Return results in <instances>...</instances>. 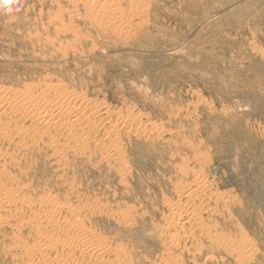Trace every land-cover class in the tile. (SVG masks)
Returning a JSON list of instances; mask_svg holds the SVG:
<instances>
[{"label": "rangeland", "instance_id": "1", "mask_svg": "<svg viewBox=\"0 0 264 264\" xmlns=\"http://www.w3.org/2000/svg\"><path fill=\"white\" fill-rule=\"evenodd\" d=\"M22 1L0 3V95L84 97L109 116L85 123L83 135L56 122L37 127L24 107L1 114L12 125L0 136V183L28 197L29 227L0 226V264H21L33 253L19 246L43 237L61 245L38 253L66 264H168L170 247L183 264H264V0ZM184 167L204 173L210 198H224L216 212L197 213L201 202L177 192L193 180L180 176ZM47 198L54 215L37 205ZM192 208L198 223L179 222L183 231L173 214ZM77 222L105 240L104 256L70 261L65 239L82 244ZM202 225L230 242L214 244ZM240 241L251 246L242 260Z\"/></svg>", "mask_w": 264, "mask_h": 264}, {"label": "bare ground", "instance_id": "2", "mask_svg": "<svg viewBox=\"0 0 264 264\" xmlns=\"http://www.w3.org/2000/svg\"><path fill=\"white\" fill-rule=\"evenodd\" d=\"M15 1H17V0H9V2L7 3L8 4V6H9V4H12V2H14V3H16L15 5H17L18 3L17 2H15ZM24 1V0H23ZM22 1V2H23ZM84 1V0H83ZM3 2V0H0V3H2ZM55 2L57 3L58 1H56L55 0ZM69 2H70V0H69ZM74 2V1H73ZM59 3V2H58ZM57 3V4H58ZM71 3H72V0H71ZM104 4H105V2H103ZM6 4V5H7ZM53 4V3H52ZM60 4V3H59ZM73 4H75V3H73ZM103 4V5H104ZM1 5H5V3H2ZM0 5V6H1ZM105 6V5H104ZM5 7V6H4ZM7 7V6H6ZM12 6H10V8H11ZM58 7H59V5H58ZM99 7V6H98ZM96 11V10H95ZM94 11V12H95ZM93 11L91 12V13H94ZM100 13V12H99ZM98 13H97V11H96V15H97ZM96 15H94V16H96ZM98 15H100V14H98ZM92 16H93V14H92ZM100 25V24H99ZM97 26H98V24H97ZM109 27H110V25H109ZM111 27H112V25H111ZM99 28H101V27H99ZM5 93V92H4ZM8 94V93H7ZM6 95V94H5ZM10 96V95H9ZM13 96V95H12ZM16 96V95H15ZM14 96V97H15ZM24 96V95H23ZM33 95H31V97L30 96H27V97H22V96H19V98H15V100H11L10 101V99H8L7 98V96H4L3 95V97L0 95V116H1V114H4V113H8L9 111H11L12 110V112H14V108L16 107V106H18V107H24V110H25V112L23 113L24 114V119L27 121L28 119H30L31 120V122H35V124L37 125V127H42V126H46V125H48V124H50L51 122H56V124H58V127H60V129H62V130H65L66 131V133H67V131H69L67 134H70L71 132H70V130H78L79 128L82 130V127L84 126V124L85 123H88V127H89V125H95V126H97L98 125V123L97 124H93L94 123V121L93 120H95L96 119V121H97V119H98V121H101L102 119H104V120H107L108 119V116H109V113L108 112H106L105 110H107V109H103V108H100L99 107V105H95V104H91V102H89V101H87V102H89V103H87V102H85V100H83V98L81 99V98H79V97H76L75 98V100L74 101H72V102H68L66 99V97H64V98H66V99H64V98H59L58 96V98H56V99H54V100H50L49 99V96H44V95H42L43 96V99L42 100H38L37 98H35V96L34 97H32ZM81 96V95H80ZM14 97H12V99L14 98ZM20 97H22V98H20ZM38 98H39V96H38ZM40 98H42V97H40ZM51 98V97H50ZM86 98V97H85ZM90 100V99H89ZM100 104V103H99ZM103 105V104H102ZM23 114H22V116H23ZM97 115H99V116H97ZM119 115V114H118ZM30 116H32L31 118H30ZM130 116H131V114H130ZM133 116H135L134 114H133ZM116 117H117V115H116ZM139 117V116H138ZM20 118H22V117H20ZM133 118V117H132ZM131 118V119H132ZM137 118V117H136ZM136 118H133L132 119V121L133 122H137V123H139L140 121H138ZM4 119V118H3ZM19 119V118H18ZM101 119V120H100ZM127 119V118H126ZM129 119V118H128ZM110 120V119H109ZM1 121V120H0ZM19 121H20V119H19ZM108 121V120H107ZM117 121V120H116ZM120 121H122V120H120ZM122 122H124V121H122ZM130 122V121H129ZM142 122V121H141ZM1 123V122H0ZM4 123V122H3ZM12 122H10V124H11ZM24 123V122H23ZM22 123V124H23ZM100 123V122H99ZM106 123H108V122H106ZM6 124V123H5ZM9 124V125H10ZM17 124H18V122H17ZM102 124V123H101ZM112 124V123H111ZM110 124V125H111ZM119 124V123H118ZM124 124V123H123ZM9 125L8 124H6V126L4 125V124H0V136L1 135H5V136H8V134L9 133H7L8 131V129H9ZM12 125V124H11ZM16 125V124H15ZM104 125H105V123H104ZM116 125H117V123H116ZM122 125V124H121ZM143 125V124H142ZM145 125V124H144ZM7 126H8V129H7ZM21 126V125H20ZM19 126V127H20ZM16 127V126H15ZM22 127H23V125H22ZM30 127V125L28 126V128ZM36 127V126H35ZM34 127V128H35ZM86 127V126H85ZM126 127V126H125ZM154 128H156L155 126H153ZM24 128V127H23ZM93 128V127H92ZM97 128V127H96ZM105 128V127H104ZM115 128H116V126H115ZM120 128V127H119ZM13 129H14V127H13ZM16 129V128H15ZM14 129V130H15ZM17 129H19L18 127H17ZM85 129V128H84ZM82 130L81 132H83L82 134L83 135H85V133H86V135H87V133L88 132H86L85 130ZM90 129V128H89ZM151 129H153V128H151ZM21 130H22V128H21ZM25 130V129H24ZM13 131V130H12ZM16 131V130H15ZM19 131V130H18ZM88 131V130H87ZM91 131V130H90ZM118 131V130H117ZM117 131H116V133H117ZM9 132H10V134H11V131L9 130ZM79 132H80V130H79ZM158 132V131H157ZM65 133V132H64ZM90 133V132H89ZM112 133V132H111ZM118 133H119V131H118ZM9 134V135H10ZM17 134V133H16ZM26 134H27V131H26ZM81 134V135H82ZM28 135V134H27ZM66 135V134H65ZM72 136H73V134H71ZM70 135V136H71ZM89 135V134H88ZM21 139H23V141H25L26 140V136H25V132H20V134L18 135ZM29 136V135H28ZM66 136H68V135H66ZM16 137H17V135H16ZM31 137V136H30ZM78 137V136H77ZM76 137V138H77ZM65 138H67V137H65ZM72 138H75V137H72ZM82 138V137H81ZM25 139V140H24ZM57 139V138H56ZM56 139H52L53 140V142H54V140L56 141ZM79 139V138H78ZM67 140H69V139H67ZM73 140V139H72ZM81 140V139H80ZM86 141V140H85ZM26 142V141H25ZM75 142V141H74ZM78 142V141H77ZM111 141H109V144H111L110 143ZM18 143V142H17ZM50 143H52V141L50 142ZM56 143H57V141H56ZM82 143V142H81ZM86 143V142H85ZM116 143V142H115ZM83 144V143H82ZM113 144H114V142H113ZM113 144H112V146L111 147H113ZM118 144V143H117ZM52 145V144H51ZM53 145L55 146V143H53ZM110 146V145H109ZM9 147V146H8ZM11 147V146H10ZM17 148H18V145L16 146ZM83 147H84V145H83ZM114 147H118V146H116V144H115V146ZM3 148V147H2ZM12 149H13V147H12ZM15 149V148H14ZM122 149V148H121ZM121 149L119 148V149H115V151H116V153L119 155V153H120V151H121ZM1 150V149H0ZM7 151H8V148H7ZM14 152V151H13ZM6 153V152H5ZM15 153V152H14ZM3 155H4V153H2ZM7 155V154H6ZM202 157V156H201ZM200 158V157H199ZM195 158V164L196 165H199L200 166V164L201 163H204V161H202L201 162V159L202 158ZM194 162V161H193ZM205 164V163H204ZM4 166V165H3ZM202 166V165H201ZM6 167H7V165H6ZM187 167V166H186ZM4 169V168H3ZM0 171H2V170H0ZM4 171H5V169H4ZM201 171V170H200ZM199 171V172H200ZM198 171L196 172V171H194V168L193 169H189V168H185L184 167V169H182L181 170V172H180V176L181 177H183V178H185V179H189V178H192L193 180H192V182L190 181L189 183H184V184H182V186L183 187H180L179 189H178V191L177 192H179V194H181V193H185V192H187V196H188V198H187V200H190V203H194V202H198V201H200L201 202V204H200V206H197V209L196 210H199L197 213H199L200 211H206V212H208V213H210V214H212V213H214V212H216V210H215V207L216 206H218L221 202H222V200L224 199V198H221L222 196H220V197H214L215 199H212V198H210V196H209V194H208V192H210L209 191V189H211V186L212 185H210L209 183H208V180H207V178L205 177V175H204V173L202 174V172H200L199 173ZM4 174H5V172H3ZM2 172L0 173L1 175L0 176H2V174H3ZM8 173V172H7ZM3 174V175H4ZM10 174H11V172H10ZM192 175V176H191ZM6 177V176H5ZM5 177H4V179H5ZM9 177V176H8ZM9 178H11V175H10V177ZM13 178V177H12ZM12 178H11V180H12ZM14 179V178H13ZM1 180V179H0ZM8 180V179H7ZM182 181V180H181ZM180 181V182H181ZM187 181V180H186ZM8 182V181H7ZM6 182V183H7ZM11 182H13V180L11 181ZM18 182V181H17ZM210 182V181H209ZM9 183V182H8ZM2 183H0V185H1ZM14 184H15V182H14ZM18 184H19V182H18ZM20 185V184H19ZM179 185H180V183H179ZM20 187V186H19ZM178 187V186H177ZM17 188V187H16ZM14 189L12 186H9V185H7V184H5L4 185V183H3V185H1L0 186V226L2 227V226H5V225H9V226H11V222H12V220H17V223H16V226H15V228H20V229H22V228H24V227H29L26 223L27 222H25L24 221V217H22L23 216V213H24V206L26 205L25 204V200L28 198H26L25 196V200L23 201V199L22 198H24V197H22V198H20V191L19 190H17V189ZM214 188V187H213ZM23 191H25V190H23ZM23 191L21 192V193H23ZM213 194H214V192H213ZM24 195H25V193H24ZM210 195L212 196V194L210 193ZM215 195V194H214ZM223 196H224V194H223ZM206 198H208V200L207 201H203V200H205ZM228 199V198H227ZM28 200V199H27ZM39 200V199H38ZM47 200H50V201H48L47 202ZM52 200V201H51ZM55 199H46V202H42V201H38V204L37 205H40L43 209H46V212H48L49 210H48V208L50 207V206H54V203H53V201H54ZM37 201V200H36ZM43 201H45V199L43 200ZM27 202H29V201H27ZM216 203L215 204V206L213 207V206H211V203ZM227 202V201H226ZM228 202H230V203H232L231 201H228ZM37 203V202H36ZM55 203H57L56 201H55ZM187 203H189V202H187ZM229 203V204H230ZM227 204V203H226ZM36 205V204H35ZM57 205V204H56ZM181 205H183V204H181ZM181 205H179V207L181 206ZM194 205H196V203L194 204ZM193 205V206H194ZM188 206V205H187ZM191 206V205H190ZM192 206V207H193ZM221 206H222V204H221ZM224 206H225V208H228L229 206L228 205H225V203H224ZM41 207H39V208H41ZM174 207V206H173ZM172 207V208H173ZM27 208V207H26ZM57 208H58V206H57ZM64 208V207H63ZM67 208V207H66ZM177 208H178V206H177ZM177 208H174V209H172L173 211H176V209ZM181 208V207H180ZM184 207H182V209H183ZM179 209V208H178ZM185 209H186V206H185ZM192 209H194V208H192ZM27 210V209H26ZM48 210V211H47ZM58 210H59V208H58ZM58 210H56L57 212H58ZM65 210V209H64ZM171 210V209H170ZM171 210V211H172ZM180 210V209H179ZM187 210H189V209H187ZM181 211V212H175L173 215H174V217H173V219L174 220H176L177 219V221H178V223L179 222H181V221H183V220H187V219H189V220H191V219H193V222H194V220H196L195 218V214L196 215H198L197 213H195L196 212V210L194 211V210H192V212L191 213H188L189 211ZM40 211V210H39ZM50 211H51V207H50ZM67 211H70L69 210V208H68V210ZM27 212V211H26ZM45 212V211H44ZM54 212V211H53ZM61 212H62V210H61ZM205 212V213H206ZM42 213H43V211H42ZM51 213V215H54L53 213H52V211L50 212ZM68 213V212H67ZM66 213V214H67ZM45 215H46V213H44ZM43 214V215H44ZM57 213H55V215H56ZM59 214V213H58ZM202 214V213H201ZM209 215V214H208ZM47 216H49V215H47ZM199 216H201V215H199ZM26 217V216H25ZM46 217V216H45ZM50 217V216H49ZM48 218V217H47ZM79 218V217H78ZM77 218V220H80V219H78ZM75 219V218H74ZM170 219V218H169ZM26 220V219H25ZM83 220V219H82ZM82 220H81V222H82ZM188 220V221H189ZM200 220V219H199ZM208 221H209V219H207ZM169 221V220H168ZM170 221H171V219H170ZM187 221V222H188ZM197 221V220H196ZM195 221V222H196ZM74 222H75V220H74ZM194 222V223H195ZM29 223V222H28ZM78 224H76L77 225V227H78V229H77V232L80 234V239L82 240L81 242H82V244L79 246L77 243H74L73 241H72V238H71V236L69 235V236H67L68 238H66L65 239V241L67 242V243H65V244H68L69 245V247H70V252H71V256H69V255H67V256H69V258L70 257H73V256H77V255H79V254H82V255H87V253L89 254V255H87L88 257L90 256L91 258H90V260L89 261H91V259L92 258H97L98 257V255H103L104 256V252H103V250L105 249V247H103L104 245H103V243L102 242H104V241H102V242H99V240H95V238H93L92 236L93 235H95L96 236V234L95 233H93V235L91 234V235H89L90 234V232H89V234H88V232H87V234L85 233V229H83L82 227V229L81 228H79L80 226H79V222H77ZM190 223V222H189ZM198 222H196V224H197ZM182 224H184V223H182ZM179 225H180V227H182L183 228V226H181V224L179 223ZM191 225H193L192 223H191ZM207 225H210V224H207ZM206 225V226H207ZM177 226V225H176ZM175 226V228H174V230H176V227ZM197 226V225H196ZM195 226V228H197ZM199 226V225H198ZM203 226H205V225H202L201 227H199V230L201 229V231L200 232H202V234H206L210 239H211V241L215 244V243H217V241H218V239H219V241H223V243H227V242H230L228 239H227V235L224 237H222V236H219V234H218V232L216 231V230H214V229H212L213 227H206V228H204ZM14 227V226H13ZM168 227H170V225L168 226ZM172 227V226H171ZM171 227H170V230H171ZM173 227H174V224H173ZM172 227V228H173ZM185 227V226H184ZM9 228V227H8ZM167 228V227H166ZM186 228V227H185ZM185 228H183L182 230L183 231H185L184 229ZM194 228V227H193ZM1 229V228H0ZM11 229V228H10ZM13 229V228H12ZM19 229V230H20ZM28 229V228H27ZM164 229V228H163ZM163 229L161 230V231H163ZM180 229V228H179ZM178 229V230H179ZM18 230V232L19 233H21L20 231ZM168 230H169V228H168ZM6 231V230H5ZM4 231V232H5ZM177 231V230H176ZM179 231H181V230H179ZM189 231V230H188ZM193 231V230H192ZM3 232V231H2ZM12 232H13V230H12ZM40 232V231H39ZM166 232V231H165ZM178 232V231H177ZM189 232H191V231H189ZM194 232H195V230H194ZM168 233H169V231H168ZM198 233V232H197ZM2 234H4V233H2ZM78 234V235H79ZM161 234H162V232H161ZM176 234V233H175ZM174 234V243H178L179 242V240H180V237L178 238V233H177V236ZM193 234H195V233H193ZM17 235V234H16ZM16 235H15V238H16ZM166 235V234H165ZM169 235V234H168ZM167 235V236H168ZM180 235V234H179ZM199 235H201V234H199ZM222 235V234H221ZM12 236H14V235H12ZM180 236H183V235H180ZM185 236H188L187 234H185ZM195 236V235H194ZM39 237V236H38ZM40 237H41V235H40ZM43 237V236H42ZM48 237V236H47ZM171 237H172V235H171ZM177 237V238H176ZM184 237V236H183ZM190 237V236H189ZM192 237V236H191ZM13 238V237H12ZM11 238V239H12ZM14 238V239H15ZM37 238V237H36ZM176 238V239H175ZM229 238V237H228ZM20 238H18L17 240H19ZM41 239V238H40ZM45 238L43 237V239H42V241L40 240V242H34V244H28V243H26V247H22L21 245L19 246L20 247V249L22 250V251H24L26 254H28V253H30V255L32 254V257H28V258H26V259H23V260H21V264H35L33 261L34 260H37L38 261V263H36V264H66V263H63L62 261H59V260H57L58 259V257H56L55 259H50L51 258V256L49 257L48 255H45V254H42V253H38V251L40 250V248L41 247H43V246H47L48 248H55V247H59V245H61V244H57L56 242H54V240L53 239H49V238H46L45 240H44ZM78 239V238H77ZM79 239V240H80ZM102 239V238H101ZM170 239V238H169ZM230 239V238H229ZM243 239V238H242ZM28 240V239H27ZM103 240V239H102ZM171 240H172V238H171ZM186 240H187V238H186ZM188 240H190L189 238H188ZM195 240H196V238H195ZM200 240V239H199ZM244 240V239H243ZM243 240H241V241H243ZM13 241V240H12ZM22 241V240H21ZM173 241H171V242H173ZM193 241V240H192ZM232 241V240H231ZM240 241V242H241ZM246 241V240H245ZM14 243H16V241H13ZM19 242V241H18ZM170 242V241H169ZM168 242V243H169ZM170 242V243H171ZM187 242H189V241H187ZM186 242V243H187ZM196 242H197V240H196ZM244 242V241H243ZM243 242H241L242 244H243V246H244V249H246V251H244V250H241V252H240V254L242 253V252H246V254H247V249L249 248V247H251L250 246V244L248 243L249 241H247L246 243H243ZM102 243V244H101ZM108 242H106V244H107ZM167 243V244H168ZM182 243V242H181ZM232 243H233V241H232ZM56 244L58 245V246H56ZM180 243H178V245H179ZM195 244V243H194ZM220 244V243H219ZM218 244V245H219ZM241 244V245H242ZM3 245V244H2ZM78 245V246H77ZM110 245H112V243L110 244ZM166 245V244H165ZM174 245V244H173ZM176 245V244H175ZM185 245V244H184ZM193 245V242H192V244H191V246ZM217 245V244H216ZM1 246V245H0ZM8 246V245H7ZM63 246V245H62ZM106 246V245H105ZM169 246H171V245H169ZM180 246V245H179ZM178 246V247H179ZM182 246H183V244H182ZM185 246H188V245H185ZM242 246V247H243ZM2 247V246H1ZM64 247V246H63ZM63 247H61V248H63ZM109 247L110 246H108V248H107V246H106V249H109ZM120 247V246H119ZM7 249H8V247H6ZM176 248V247H175ZM182 248V247H181ZM185 248V247H184ZM188 248V247H187ZM6 249V250H7ZM113 249V248H112ZM111 248L109 249V250H107V252H109L110 250H112ZM114 249H116V247H114ZM118 249H121V248H118ZM118 249H116L117 250V252L119 251ZM167 249V248H166ZM196 249V248H195ZM250 249V248H249ZM18 250V249H17ZM172 250H174V247L171 249V247L170 248H168V253H167V255H168V257H167V259L166 260H168L167 262H168V264H183V260L181 261L179 258H181V256L177 259V256L175 257V255L173 254V251ZM176 250V249H175ZM184 250V249H183ZM186 250V249H185ZM184 250V251H185ZM188 250V249H187ZM0 251H1V249H0ZM123 251V250H122ZM180 251H181V249H180ZM179 251V252H180ZM183 251V252H184ZM194 251V250H193ZM62 252V251H61ZM106 252V253H107ZM126 252V251H125ZM125 252H123V253H125ZM176 252V251H175ZM188 252H190L189 250L187 251V254H188ZM200 252V251H199ZM198 252V253H199ZM92 253V254H91ZM115 253H116V251H115ZM120 253H122V252H120ZM119 253V254H120ZM193 253V252H192ZM191 253V254H192ZM11 254V253H10ZM63 254H64V252H63ZM62 254V255H63ZM69 254V253H68ZM111 254H112V252H111ZM111 254H109V255H111ZM114 254V253H113ZM112 254V255H113ZM2 254H0V256H1ZM17 255V254H16ZM19 255V254H18ZM81 255V256H82ZM108 255V256H109ZM125 255L128 257V255H127V253H125ZM178 255H179V253H178ZM180 255H182V254H180ZM242 255L243 254H241V256H239L238 255V258L239 259H241V258H243L242 257ZM245 255V254H244ZM8 256H9V254H8ZM11 256V255H10ZM13 256V255H12ZM20 256V255H19ZM23 256V255H22ZM29 256V255H28ZM60 256H61V254H60ZM97 256V257H96ZM118 257L120 256V255H117ZM125 256V257H126ZM192 256H194V255H192ZM5 257V256H4ZM4 257H3V259H4ZM55 257V256H54ZM66 256H64L63 258H65ZM126 257V258H127ZM195 257V256H194ZM241 257V258H240ZM6 258H7V254H6ZM10 258V257H9ZM15 258V256L13 257V259ZM18 258V257H17ZM63 258H61L63 261H64V259ZM79 258V257H78ZM82 258V257H81ZM105 258V257H104ZM109 258V257H108ZM107 258V259H108ZM116 258V257H115ZM114 258V259H115ZM121 258V257H120ZM122 258H124V256L122 257ZM121 258V259H122ZM73 259V258H72ZM75 259H76V257H75ZM82 259H84V257L82 258ZM94 259H93V261H94ZM98 259V258H97ZM120 259V260H121ZM197 259V258H196ZM244 259V258H243ZM66 260V262H68L67 261V258L65 259ZM87 260V259H86ZM96 260V259H95ZM117 260H119V259H116V262H117ZM193 260V259H192ZM242 260V259H241ZM3 261H5V260H3ZM20 261V260H19ZM70 261H71V258H70ZM76 261H77V259H76ZM84 261V260H83ZM122 261V260H121ZM198 261V260H197ZM73 263H76V264H80V263H78V262H74V261H72ZM71 262V263H72ZM166 262V261H165ZM194 263H196L195 261H193ZM4 264V263H3ZM7 264V263H6ZM68 264H69V262H68ZM187 264V263H186Z\"/></svg>", "mask_w": 264, "mask_h": 264}, {"label": "clouds", "instance_id": "3", "mask_svg": "<svg viewBox=\"0 0 264 264\" xmlns=\"http://www.w3.org/2000/svg\"><path fill=\"white\" fill-rule=\"evenodd\" d=\"M9 2V0H3V3L7 4ZM11 10V9H9Z\"/></svg>", "mask_w": 264, "mask_h": 264}]
</instances>
